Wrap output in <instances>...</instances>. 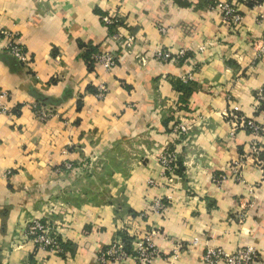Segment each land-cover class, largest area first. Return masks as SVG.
<instances>
[{
    "label": "crops",
    "instance_id": "0c3cea01",
    "mask_svg": "<svg viewBox=\"0 0 264 264\" xmlns=\"http://www.w3.org/2000/svg\"><path fill=\"white\" fill-rule=\"evenodd\" d=\"M214 1L228 0H0V31L29 53L17 61L0 35L9 108L0 114V264H97L120 234L147 232L151 264H204L209 247L252 246L264 260V168L237 165L250 136H231L226 116L237 107L264 122V107L251 109L264 87V0L239 5L232 28L208 8ZM116 31L134 37L129 53L110 39ZM157 49L185 54L160 63ZM104 50L115 57L110 71L87 65ZM33 101L55 115L38 120ZM178 121L190 126L182 138L171 133ZM163 149L181 163L171 182L157 161ZM154 198L165 211L150 209ZM34 219L51 224L61 252L37 249L26 233Z\"/></svg>",
    "mask_w": 264,
    "mask_h": 264
},
{
    "label": "built area",
    "instance_id": "2783aa9c",
    "mask_svg": "<svg viewBox=\"0 0 264 264\" xmlns=\"http://www.w3.org/2000/svg\"><path fill=\"white\" fill-rule=\"evenodd\" d=\"M239 5H251L255 7L260 5L259 0H228L224 2L214 1L208 5L211 10H216L220 16L221 21L229 27H234L241 23L242 15L239 11ZM102 23L107 26H115L117 18L111 16H102ZM159 30L164 33L166 29L159 27ZM0 35L5 38V50L13 56L17 61L22 63L29 62V53L20 46L11 34L0 31ZM115 44L121 47L125 52L130 51L133 44L134 37L132 35H123L121 32L116 31L110 37ZM184 51L180 50L177 53H171L167 49H157L154 52V60L160 63H166L172 60H179L184 56ZM256 55L264 56V48H259ZM88 63L93 67L101 66L106 71H110L116 64L115 57L109 50L96 51L90 56ZM140 61L143 60L140 58ZM193 79V72L182 76L180 82L187 84ZM107 92L103 85L97 88L96 96L102 98ZM5 92H0V114L9 112V108L1 102V98L6 97ZM31 110L35 117L40 121H47L56 113L55 109L44 106L39 102L30 103ZM264 107V87L259 88L254 94V102L251 106L252 113L257 114ZM226 116L229 118L230 135L235 137L238 132L242 131L250 136L248 143V151L242 155L238 160L237 165L241 167L250 159L253 165L257 168H264V161L259 159L264 147L261 144V139L264 138V122H259L254 116L241 112L237 107L231 108L227 111ZM190 130V126L182 121L174 123L171 127V133L178 137H184ZM157 161L162 168V176L172 181L177 176L179 165L178 156L176 151L170 149H163L157 156ZM239 174V171H238ZM223 176L212 175L214 183H221ZM149 184H155L154 181H149ZM150 209L155 212H162L166 210V203L161 198H154L150 203ZM27 235L31 238L37 249L48 251L50 253H59L62 250L61 241L58 236L53 232L52 226L47 221L41 219H34L27 225ZM153 232H147L138 239L131 240V252L125 248L128 244L117 237L107 247L99 252L97 256V264H118L126 259H132L136 264H151L155 257L158 256L157 249L153 244L151 237ZM195 244V242H193ZM178 244L174 250L176 256L181 248ZM204 264H264V260L260 259L256 249L252 246H244L235 249L232 252H227L220 248L209 247L202 255Z\"/></svg>",
    "mask_w": 264,
    "mask_h": 264
},
{
    "label": "trees",
    "instance_id": "16d2710c",
    "mask_svg": "<svg viewBox=\"0 0 264 264\" xmlns=\"http://www.w3.org/2000/svg\"><path fill=\"white\" fill-rule=\"evenodd\" d=\"M260 1V0H259ZM261 2V1H260ZM249 6H251V5H249ZM110 27H112V26H110ZM96 52V51H95ZM93 52L91 51V53H88V55L85 57V62L87 63V65L88 66H92L91 65V63H88L89 61H91L90 60V56H91V54H92ZM93 67V66H92ZM184 83H181V85H183ZM185 85V84H184ZM261 155H262V157H264V151L261 153ZM260 155V156H261ZM178 165H179V170H178V173L182 170V168H181V163H180V161L178 160ZM120 238H122V240L123 241H125L128 245L125 247L128 251H129V253L131 252V246H130V242H131V238H129L127 235H125V234H120Z\"/></svg>",
    "mask_w": 264,
    "mask_h": 264
}]
</instances>
